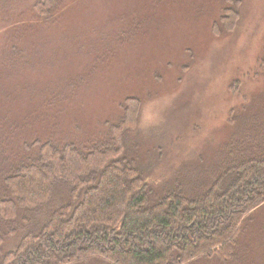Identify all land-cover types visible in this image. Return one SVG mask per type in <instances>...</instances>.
Masks as SVG:
<instances>
[{
    "label": "rangeland",
    "instance_id": "374dc122",
    "mask_svg": "<svg viewBox=\"0 0 264 264\" xmlns=\"http://www.w3.org/2000/svg\"><path fill=\"white\" fill-rule=\"evenodd\" d=\"M39 1L0 0V198L39 143L103 142L132 97L125 154L164 189L201 194L264 150V0ZM66 197L59 183L44 203L0 217V256ZM244 215L229 259L184 264H264V201Z\"/></svg>",
    "mask_w": 264,
    "mask_h": 264
},
{
    "label": "trees",
    "instance_id": "16d2710c",
    "mask_svg": "<svg viewBox=\"0 0 264 264\" xmlns=\"http://www.w3.org/2000/svg\"><path fill=\"white\" fill-rule=\"evenodd\" d=\"M51 3L35 5L47 9ZM229 10L226 17L233 20L236 9ZM132 99L122 118L110 124L107 140L88 149L45 140L30 161L5 176V220L18 207L44 203L59 183L67 197L36 229L27 224L0 264H77L92 256L101 257V264H184L200 256L231 257L244 214L264 201V150L231 164L226 179H214L201 194L180 184L164 189L147 182L135 157L125 154L124 132L137 119ZM10 231L13 225L3 234Z\"/></svg>",
    "mask_w": 264,
    "mask_h": 264
}]
</instances>
